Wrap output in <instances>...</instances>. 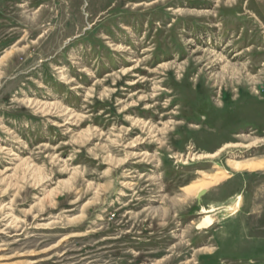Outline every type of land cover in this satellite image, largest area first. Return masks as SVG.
<instances>
[{"label":"rangeland","instance_id":"rangeland-1","mask_svg":"<svg viewBox=\"0 0 264 264\" xmlns=\"http://www.w3.org/2000/svg\"><path fill=\"white\" fill-rule=\"evenodd\" d=\"M249 159L264 0H0V264H264Z\"/></svg>","mask_w":264,"mask_h":264},{"label":"bare ground","instance_id":"bare-ground-1","mask_svg":"<svg viewBox=\"0 0 264 264\" xmlns=\"http://www.w3.org/2000/svg\"><path fill=\"white\" fill-rule=\"evenodd\" d=\"M28 4V3H27ZM30 5V4H29ZM38 18V17H36ZM221 58V57H219ZM223 64V63H222ZM230 67H225V69H229ZM231 69V68H230ZM234 70V69H233ZM225 71V70H224ZM232 71V70H231ZM240 74V73H239ZM241 75V74H240ZM243 77V76H242ZM239 79V78H238ZM231 80V79H230ZM236 80V79H235ZM200 81V80H199ZM223 82V81H222ZM238 82V81H237ZM197 83V82H196ZM244 84V83H243ZM255 84V83H254ZM255 87V86H254ZM220 89V88H219ZM229 91V90H228ZM229 146H231L230 144H226L223 145L221 149H219L218 151H216L214 154H207L205 156H202L203 158H214L218 155L219 152H221L224 149H227ZM233 146V145H232ZM252 146V145H251ZM193 156V155H192ZM193 158V157H192ZM228 166L234 171V172H249V173H256V172H264V159H249V160H245V161H235V160H229L228 161ZM223 170V169H222ZM219 170L216 174L214 175H207L204 173L202 174V178L203 180H201L200 182L190 185L189 187L185 188L184 191L187 195L195 193V196L197 197V199H200V197L198 198V195L200 192L207 190V188H209L210 186H214L217 185L221 182H223L224 180H227L229 178V174L228 172ZM239 205V201H237L236 205L234 206V208H232V211L234 212L236 210V208ZM207 223H212L213 220L210 216L206 217L205 220ZM204 229V228H203Z\"/></svg>","mask_w":264,"mask_h":264},{"label":"water","instance_id":"water-1","mask_svg":"<svg viewBox=\"0 0 264 264\" xmlns=\"http://www.w3.org/2000/svg\"><path fill=\"white\" fill-rule=\"evenodd\" d=\"M204 194H205V191L200 192L199 195H198V198L203 196Z\"/></svg>","mask_w":264,"mask_h":264}]
</instances>
